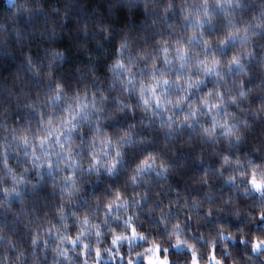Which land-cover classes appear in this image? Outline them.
<instances>
[{
    "label": "clouds",
    "instance_id": "1",
    "mask_svg": "<svg viewBox=\"0 0 264 264\" xmlns=\"http://www.w3.org/2000/svg\"><path fill=\"white\" fill-rule=\"evenodd\" d=\"M0 264H264V0H0Z\"/></svg>",
    "mask_w": 264,
    "mask_h": 264
}]
</instances>
